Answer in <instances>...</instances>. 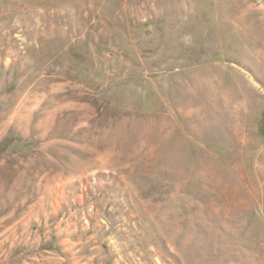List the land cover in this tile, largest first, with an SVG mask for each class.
Segmentation results:
<instances>
[{
    "label": "rangeland",
    "instance_id": "1",
    "mask_svg": "<svg viewBox=\"0 0 264 264\" xmlns=\"http://www.w3.org/2000/svg\"><path fill=\"white\" fill-rule=\"evenodd\" d=\"M0 264H264V0H0Z\"/></svg>",
    "mask_w": 264,
    "mask_h": 264
}]
</instances>
